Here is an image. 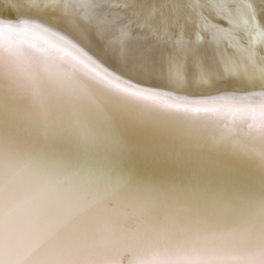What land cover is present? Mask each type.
Masks as SVG:
<instances>
[{
	"label": "bare ground",
	"instance_id": "obj_1",
	"mask_svg": "<svg viewBox=\"0 0 264 264\" xmlns=\"http://www.w3.org/2000/svg\"><path fill=\"white\" fill-rule=\"evenodd\" d=\"M0 20L29 25L6 31L5 48H49L38 72L30 58L0 72V184L110 210L153 236L188 221L258 223L259 128L164 105L264 101V0H0Z\"/></svg>",
	"mask_w": 264,
	"mask_h": 264
},
{
	"label": "snow or ice",
	"instance_id": "obj_2",
	"mask_svg": "<svg viewBox=\"0 0 264 264\" xmlns=\"http://www.w3.org/2000/svg\"><path fill=\"white\" fill-rule=\"evenodd\" d=\"M22 34L30 35L27 21ZM20 24L0 20V72L19 70L30 58L32 71L49 61V48L21 41L5 48L4 33ZM32 27H36L33 25ZM34 35V34H32ZM48 70V69H46ZM128 98L153 100L148 88L120 89ZM219 101V102H217ZM186 113L239 117L264 137V101L237 104L219 96L208 100L165 104ZM107 214L82 207L61 196L21 199L11 180L0 184V264H264V213L248 227H221L206 221L173 225L163 237L152 230L126 229Z\"/></svg>",
	"mask_w": 264,
	"mask_h": 264
}]
</instances>
